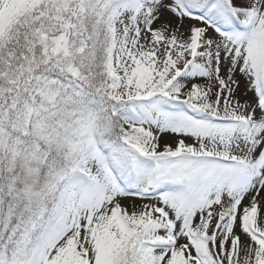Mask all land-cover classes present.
<instances>
[{
  "label": "snow or ice",
  "instance_id": "obj_1",
  "mask_svg": "<svg viewBox=\"0 0 264 264\" xmlns=\"http://www.w3.org/2000/svg\"><path fill=\"white\" fill-rule=\"evenodd\" d=\"M0 264H264V0H0Z\"/></svg>",
  "mask_w": 264,
  "mask_h": 264
}]
</instances>
